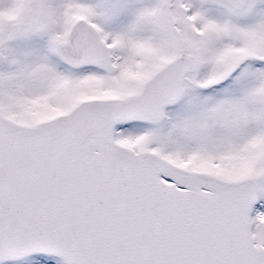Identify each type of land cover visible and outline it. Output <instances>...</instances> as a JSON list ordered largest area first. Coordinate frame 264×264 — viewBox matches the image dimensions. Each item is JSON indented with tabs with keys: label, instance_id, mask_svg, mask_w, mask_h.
<instances>
[{
	"label": "snow or ice",
	"instance_id": "6c2138e0",
	"mask_svg": "<svg viewBox=\"0 0 264 264\" xmlns=\"http://www.w3.org/2000/svg\"><path fill=\"white\" fill-rule=\"evenodd\" d=\"M0 264H264V0H0Z\"/></svg>",
	"mask_w": 264,
	"mask_h": 264
}]
</instances>
